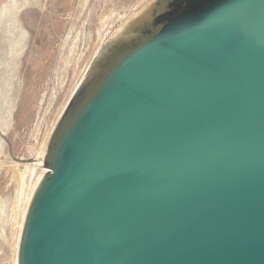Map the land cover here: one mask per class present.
Here are the masks:
<instances>
[{"label": "water", "instance_id": "95a60500", "mask_svg": "<svg viewBox=\"0 0 264 264\" xmlns=\"http://www.w3.org/2000/svg\"><path fill=\"white\" fill-rule=\"evenodd\" d=\"M16 264H264V0H121L63 100Z\"/></svg>", "mask_w": 264, "mask_h": 264}, {"label": "rangeland", "instance_id": "374dc122", "mask_svg": "<svg viewBox=\"0 0 264 264\" xmlns=\"http://www.w3.org/2000/svg\"><path fill=\"white\" fill-rule=\"evenodd\" d=\"M120 1L0 0V264L16 262L57 113Z\"/></svg>", "mask_w": 264, "mask_h": 264}, {"label": "bare ground", "instance_id": "6f19581e", "mask_svg": "<svg viewBox=\"0 0 264 264\" xmlns=\"http://www.w3.org/2000/svg\"><path fill=\"white\" fill-rule=\"evenodd\" d=\"M5 12V11H4ZM5 14V13H4ZM30 192V191H29ZM27 194V193H26ZM28 197H29V195H28ZM28 197H27V200H26V205H27V201H28ZM25 205V206H26ZM26 209V208H25ZM24 213H25V211L22 213V215H23V217H24ZM21 215V214H20ZM20 223V222H19ZM21 223H23V221L21 222ZM20 225V224H19ZM21 228H22V224L20 225V233H21ZM19 232V231H18ZM20 233L18 234V237L20 238ZM19 238H18V242H19ZM17 242V243H18ZM16 249H18V244H17V248ZM15 259V258H14ZM17 260V252H16V259H15V261ZM15 264H16V262H15Z\"/></svg>", "mask_w": 264, "mask_h": 264}]
</instances>
